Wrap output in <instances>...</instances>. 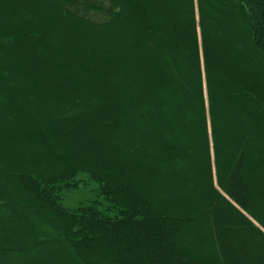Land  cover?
Instances as JSON below:
<instances>
[{
  "label": "trees",
  "instance_id": "trees-1",
  "mask_svg": "<svg viewBox=\"0 0 264 264\" xmlns=\"http://www.w3.org/2000/svg\"><path fill=\"white\" fill-rule=\"evenodd\" d=\"M24 1L0 0V264L264 263V0H42L59 23L35 27L16 23L36 16ZM24 32L39 64L13 43ZM115 87L135 100L91 116L93 132L65 121ZM113 120L126 156L186 174L119 153L113 167L96 141ZM167 130L182 148H159ZM80 175L91 198L65 205Z\"/></svg>",
  "mask_w": 264,
  "mask_h": 264
},
{
  "label": "rangeland",
  "instance_id": "rangeland-1",
  "mask_svg": "<svg viewBox=\"0 0 264 264\" xmlns=\"http://www.w3.org/2000/svg\"><path fill=\"white\" fill-rule=\"evenodd\" d=\"M24 3L25 4H28V5L33 4L34 9L36 10V16H34V18H32V19H28L26 16H21V18L16 23L24 22L26 25H31L32 24V26H34V27L38 23L41 24V25H43L44 22L45 23H48V24H52V22L53 23L54 22L59 23V19H58V17H56L55 10H54V8L51 5L50 6L49 5H45L44 1H42V0L41 1H37V0H26V1H24ZM166 6H168V5H166ZM44 20H47V21H44ZM105 37H108V36H105ZM66 38L67 37H63V38L60 39V45L66 44V42H67V39ZM27 39L29 41L32 40L31 37L28 36L24 32V33H21V35H19L18 37H16V39L14 40V42L13 41L12 42L15 43V41H16V43L18 45H21L23 51L20 53V55L22 57L21 60H23V62H25V63L26 62H29L32 65L39 64L40 62H42V60H41V55L38 53L37 45H35L36 43L35 44H32V43H29V41L27 42ZM12 42H10V44H13ZM10 44L8 43V45H10ZM1 45H3V43H1ZM219 46H220V48H222V45H219ZM2 47H4V45ZM93 47L94 48H98L99 46L97 44H95ZM108 50L111 51L112 49H108ZM116 50H118V48H115L114 52ZM42 59H43V61L44 60L47 61V62L49 61V59H47V58H43L42 57ZM7 63L9 64L10 62L7 61ZM156 66H158V65H156ZM163 67L164 66H162V65L160 67L161 68L160 73L162 72L161 73L162 76L163 77H167V79H169V82L170 83L178 84V86L180 88L185 89V86L183 84H181L180 81H178L176 79V77L173 76V74H171L169 72H166L169 69V65H166L164 68ZM251 71H252L251 74L254 75L255 74L254 73L255 70L254 69H251ZM151 75L154 76V74H151ZM114 89H115V92H113L114 94L112 96L118 98L119 99L118 101H116L117 99H114V100L111 101L110 100L111 98H109L108 100L105 99V100L101 101L99 105L92 104V103L91 104L89 103L87 106L86 105H83V108H81V109L77 110L75 113H73L74 115H71L72 117L71 116L65 117V121H67L70 124H73L75 122H81L82 128L85 129L84 130L85 131L84 133L93 132L94 129L92 128L93 125L91 123V116L97 115L98 113L100 114L101 111H104V110H107V109L108 110H113L114 107L116 108L117 105H121L122 102L129 101V99H131L133 101L135 100V97H130L128 95L123 94L124 93V90H123L122 87L121 88L120 87H118V88L115 87ZM143 89H144V87H142V90ZM119 93H120V95H117ZM157 98L160 101L162 100L161 99V96H158ZM54 110H56V109H54ZM4 111H11V105L9 104V101L7 99H3L2 98V99H0V116L2 115V113ZM59 113H60V111H56V112L53 111V113L51 114V118L54 117V114L57 115ZM125 113H128V112L126 111ZM58 116H61V114H59ZM137 116H138V118H139L140 121L146 119V116L143 115V114H140L139 113ZM137 116H136V118H137ZM159 116H161L165 120L164 123H167V122H168V124L170 123V119L171 118L168 115H167L168 117H166L165 115H162V114L159 115ZM77 117H80V118H77ZM134 119H135V117H134ZM234 119H235V117H233L231 120H234ZM60 120L61 121L63 120L62 117H60ZM117 122L118 121H116V120H113V122H110L108 124V126H106L105 131H101L98 134V135H100L99 136L100 138H98V140L96 139V141L98 143H100V144H101V142H104L105 144L107 143L108 145H110V147H109V156H106L105 158H106L107 161L108 160L110 162L112 161L111 162L112 163L111 165L113 167H115V168H118V165H115L116 164L115 162H117V161L120 160L119 159V156H118V153L121 154V155L126 156L124 153H125V150H127V148L125 146L121 145L120 142L117 141V138H118L119 132H120L119 131L120 127L118 126ZM124 124H125V126H124V129H125L124 132L125 133L124 132L123 133L126 135V138H127V136H129V137L131 136L132 130H130L131 126H128V123L127 122H125ZM108 128H109V130H108ZM128 130H130V131H128ZM23 137H24V134H23ZM167 137H168V140L165 141V143L164 142L161 143L159 145V148H161V149L162 148H164V149H167V148L168 149L169 148L172 149L171 147H174V146H178L179 149L182 148L181 147V144H180L181 143L180 135L175 134L173 131H169L168 132V130H167ZM170 137L173 138V139L170 140L169 139ZM107 138H109V140H107ZM98 143H96V144H98ZM160 146H163V147H160ZM144 155H145V160H144L143 164L142 163L139 164L136 159L134 160L133 157L131 158V155H129V156L127 155L126 157L128 158V160H131L132 159L131 167H133V166H135V167L136 166H145V167L147 166L148 167L149 166L150 168H154L155 169L156 166L154 165V163L157 160L156 154L155 153H152L151 154V153L145 152ZM100 162L103 163V164L106 163L105 161L104 162L103 161H100ZM193 163H194V161H193ZM155 171L156 172L158 171L159 174L166 173L167 175H169V173H174V174H177V176H180V175L183 176V175L186 174V172L184 170L180 169L178 167V165H174V164L172 166L167 167L166 168V171H164L163 173H161L162 170L160 171V169H159L158 166H157V170L155 169ZM77 179H78L77 180L78 181V184H77L76 190L70 191L69 193H67L65 195L64 204L65 205H68L70 207L76 206L77 203L79 201H81L83 198H88V199L91 198V194H90L91 191L90 190L93 188V186L88 181L87 177L84 176V175H80ZM178 181L181 182V180H178ZM194 183L195 182H193V184ZM184 189H186V191H188L189 190V187H185ZM195 198L197 200H199V197L197 195H194V198L191 197L192 200L195 199ZM204 215H206V213ZM192 225H193L192 224V221H187V224L185 226L192 227ZM206 228H209L208 222H207ZM221 229L224 232H227L224 228H221ZM226 240L224 241L223 246L227 249L228 243H226ZM203 241H204V246H203V248H200V251H203V252L205 251L207 253V252L213 250L212 249V246L210 245V243H208V242L205 243L206 240H203ZM243 242L245 243L244 240H243ZM244 245H246V243L245 244H242V247H244ZM243 251H245L244 248H243ZM212 253H214V252L212 251ZM225 253L227 254V251H225ZM215 258H217V255H216ZM218 259H219V257H218ZM234 259L235 258H233V260ZM253 264H264V263L263 262H260V260H259L257 262H253Z\"/></svg>",
  "mask_w": 264,
  "mask_h": 264
}]
</instances>
